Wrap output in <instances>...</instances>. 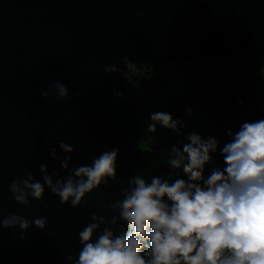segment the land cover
Here are the masks:
<instances>
[{
	"label": "water",
	"instance_id": "water-1",
	"mask_svg": "<svg viewBox=\"0 0 264 264\" xmlns=\"http://www.w3.org/2000/svg\"><path fill=\"white\" fill-rule=\"evenodd\" d=\"M236 53L264 61V0H0V219L11 213L47 221L23 233L0 228V264H70L91 215H118L110 204L122 199L138 163L140 125L105 67ZM50 81L64 83L68 97L42 98ZM60 141L74 147L69 168L118 148L115 180L82 206L61 204L47 188L42 200L18 204L13 179L30 172L40 180L41 163L67 175Z\"/></svg>",
	"mask_w": 264,
	"mask_h": 264
},
{
	"label": "clouds",
	"instance_id": "clouds-1",
	"mask_svg": "<svg viewBox=\"0 0 264 264\" xmlns=\"http://www.w3.org/2000/svg\"><path fill=\"white\" fill-rule=\"evenodd\" d=\"M54 94L68 97L60 81H50L41 97ZM191 115V109L187 110ZM153 123L181 135L185 122L164 111L150 114ZM229 138L222 145L215 135L184 134L179 147L171 146L168 163L181 169L183 176L173 180L153 175L146 180L132 176L128 187L110 204L118 215L106 220L91 215V222L78 232L81 248L77 257L68 255L70 264H264V118L245 120L226 130ZM59 149L66 155L59 160L65 177L46 165H39L41 179L26 173L13 179L9 191L21 205L29 197L42 200L45 189L61 204L82 206V201L99 186L117 176L118 148L105 149L90 164L69 168L74 147L63 141ZM219 152L222 164L210 163ZM50 156L58 159L56 147ZM118 221H123L114 231ZM45 217L31 222L16 214L0 219V228L30 226L44 229ZM101 225H106L101 227ZM23 238V236H21Z\"/></svg>",
	"mask_w": 264,
	"mask_h": 264
},
{
	"label": "trees",
	"instance_id": "trees-1",
	"mask_svg": "<svg viewBox=\"0 0 264 264\" xmlns=\"http://www.w3.org/2000/svg\"><path fill=\"white\" fill-rule=\"evenodd\" d=\"M137 73L130 74L125 85L117 79L120 99L138 112L140 156L133 176L146 180L153 175L162 179L183 176L181 169L168 163L171 146L185 142L184 134L198 132L215 135L220 145L245 120L264 118V61L246 54H218L202 63L175 62L136 64ZM191 109V115L187 110ZM156 111L168 112L185 122L181 135L153 123L149 117ZM210 163L222 164L219 152Z\"/></svg>",
	"mask_w": 264,
	"mask_h": 264
},
{
	"label": "built area",
	"instance_id": "built-area-1",
	"mask_svg": "<svg viewBox=\"0 0 264 264\" xmlns=\"http://www.w3.org/2000/svg\"><path fill=\"white\" fill-rule=\"evenodd\" d=\"M136 64L137 63H130V64H122L116 66H108L105 67L104 71L113 75L116 78V80L120 79L122 81V84L125 85L126 80L129 79L130 77V74L137 73ZM116 96L120 98L121 92L116 91Z\"/></svg>",
	"mask_w": 264,
	"mask_h": 264
},
{
	"label": "rangeland",
	"instance_id": "rangeland-1",
	"mask_svg": "<svg viewBox=\"0 0 264 264\" xmlns=\"http://www.w3.org/2000/svg\"><path fill=\"white\" fill-rule=\"evenodd\" d=\"M137 64H140V63H137Z\"/></svg>",
	"mask_w": 264,
	"mask_h": 264
}]
</instances>
